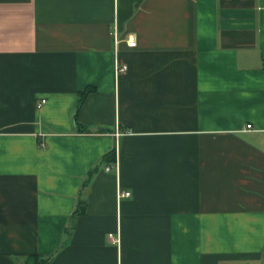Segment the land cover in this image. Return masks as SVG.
<instances>
[{
  "label": "crops",
  "instance_id": "crops-1",
  "mask_svg": "<svg viewBox=\"0 0 264 264\" xmlns=\"http://www.w3.org/2000/svg\"><path fill=\"white\" fill-rule=\"evenodd\" d=\"M33 257L264 264V0H0V264Z\"/></svg>",
  "mask_w": 264,
  "mask_h": 264
},
{
  "label": "built area",
  "instance_id": "built-area-1",
  "mask_svg": "<svg viewBox=\"0 0 264 264\" xmlns=\"http://www.w3.org/2000/svg\"><path fill=\"white\" fill-rule=\"evenodd\" d=\"M117 35L115 34V43L118 44V39L116 37ZM126 44L128 47L130 48H133V47H136L137 45V42H136V38L134 36H130L127 40H126ZM127 70V66L126 65H122V66H118V64H116V72L117 73H122V72H125ZM46 101L45 100H42L41 104H39L38 106L41 107ZM252 128V125H247L245 127V130H248V129H251ZM118 135V134H117ZM110 168L107 167V171H109ZM123 195L125 196H130V192H126L124 193Z\"/></svg>",
  "mask_w": 264,
  "mask_h": 264
},
{
  "label": "trees",
  "instance_id": "trees-1",
  "mask_svg": "<svg viewBox=\"0 0 264 264\" xmlns=\"http://www.w3.org/2000/svg\"><path fill=\"white\" fill-rule=\"evenodd\" d=\"M111 155H113V154H111ZM27 264H49V260H41L38 257H33V258L29 259Z\"/></svg>",
  "mask_w": 264,
  "mask_h": 264
}]
</instances>
